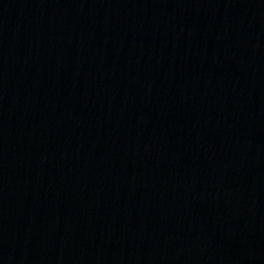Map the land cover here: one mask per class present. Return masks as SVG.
<instances>
[{
    "label": "water",
    "instance_id": "obj_1",
    "mask_svg": "<svg viewBox=\"0 0 264 264\" xmlns=\"http://www.w3.org/2000/svg\"><path fill=\"white\" fill-rule=\"evenodd\" d=\"M0 264H264V0H0Z\"/></svg>",
    "mask_w": 264,
    "mask_h": 264
}]
</instances>
